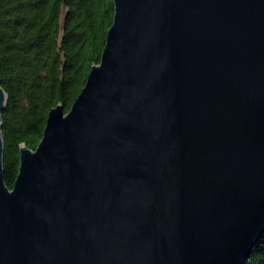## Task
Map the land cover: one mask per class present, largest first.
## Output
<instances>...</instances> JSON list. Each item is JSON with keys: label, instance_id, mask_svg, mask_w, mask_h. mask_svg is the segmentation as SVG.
I'll return each mask as SVG.
<instances>
[{"label": "water", "instance_id": "water-1", "mask_svg": "<svg viewBox=\"0 0 264 264\" xmlns=\"http://www.w3.org/2000/svg\"><path fill=\"white\" fill-rule=\"evenodd\" d=\"M98 63L3 179L0 264H244L264 233V0H112Z\"/></svg>", "mask_w": 264, "mask_h": 264}, {"label": "trees", "instance_id": "trees-1", "mask_svg": "<svg viewBox=\"0 0 264 264\" xmlns=\"http://www.w3.org/2000/svg\"><path fill=\"white\" fill-rule=\"evenodd\" d=\"M112 0H0L3 179L10 188L19 145L34 149L48 111H67L98 63L113 19ZM244 264H264V233Z\"/></svg>", "mask_w": 264, "mask_h": 264}]
</instances>
